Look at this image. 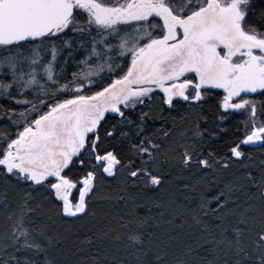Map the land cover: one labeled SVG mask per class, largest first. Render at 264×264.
Wrapping results in <instances>:
<instances>
[{
  "label": "snow or ice",
  "instance_id": "1",
  "mask_svg": "<svg viewBox=\"0 0 264 264\" xmlns=\"http://www.w3.org/2000/svg\"><path fill=\"white\" fill-rule=\"evenodd\" d=\"M0 264H264V0H0Z\"/></svg>",
  "mask_w": 264,
  "mask_h": 264
}]
</instances>
